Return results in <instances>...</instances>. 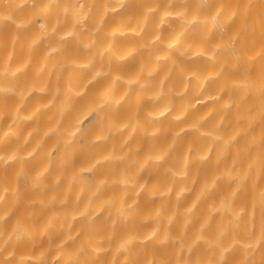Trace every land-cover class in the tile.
I'll return each instance as SVG.
<instances>
[{"label":"clouds","instance_id":"obj_1","mask_svg":"<svg viewBox=\"0 0 264 264\" xmlns=\"http://www.w3.org/2000/svg\"><path fill=\"white\" fill-rule=\"evenodd\" d=\"M0 264H264V0H0Z\"/></svg>","mask_w":264,"mask_h":264}]
</instances>
